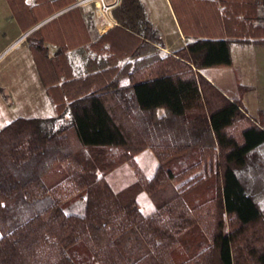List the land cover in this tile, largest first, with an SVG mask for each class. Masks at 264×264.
<instances>
[{
    "label": "trees",
    "instance_id": "trees-1",
    "mask_svg": "<svg viewBox=\"0 0 264 264\" xmlns=\"http://www.w3.org/2000/svg\"><path fill=\"white\" fill-rule=\"evenodd\" d=\"M7 1L24 31L48 18L26 39L55 115L0 128V264H264L249 186L264 178V109L248 115L201 72L230 65L234 42L264 44V0H170L194 36L170 52L140 0L101 33L76 0ZM146 148L150 176L134 158ZM125 162L137 179L114 191L105 175Z\"/></svg>",
    "mask_w": 264,
    "mask_h": 264
},
{
    "label": "crops",
    "instance_id": "crops-1",
    "mask_svg": "<svg viewBox=\"0 0 264 264\" xmlns=\"http://www.w3.org/2000/svg\"><path fill=\"white\" fill-rule=\"evenodd\" d=\"M27 1L33 2V0H27ZM101 1L102 0H76L74 3L80 5L85 11L87 10L91 11L92 20L98 32L100 33L109 29L116 23L115 19L112 17L111 10L109 11V13H105V14L102 12ZM104 1L111 2L112 0H104ZM140 1L144 7L146 16L151 26L154 29H156L161 36L164 46L162 49L164 51L170 52L175 49H178L183 45H185V43L188 40L194 37L191 35L184 34L183 31L181 30L180 24L178 22L177 16L173 10L170 0H160V1L165 2L168 16L170 17L173 26L175 28V31L173 33H170V31L167 29L168 25L165 24L168 22L167 17L164 16V10H160L157 0H140ZM255 1L257 3H260V0H255ZM200 2H202V0ZM96 9H99L102 13V18L98 19V21L95 18ZM62 10H60L59 12H61ZM47 19H44L37 25L41 24ZM37 25L24 31L20 27L14 15L12 14V10L10 5L8 4V1L0 0V59L3 58L4 56H10V58H8L7 60L5 59L6 60L5 63L3 60L0 65V98H2L5 101V103H7L8 105L9 104L11 105L15 101V97H16L14 93L15 89L13 85V77L15 74L16 66L18 67L17 69H19L24 75L23 72L25 71V69H27L29 73V70L31 68V61H32L34 68L39 77L37 66L34 61L32 51L29 47V42L26 39L27 34ZM197 28L202 30V15L201 16L199 15ZM46 45L48 47L49 55L50 56L54 55L56 53L57 47L51 43H46ZM13 50H15V52ZM230 50L232 56V63L230 65L206 67L203 68L201 72L207 79H209L212 83H214L217 87H219L230 98L241 97L242 106L245 112L248 115L255 117L260 109H264V94H262L264 93V44H255V43L241 44L234 42L231 44ZM70 57L71 60L74 62V64L78 66V64L80 63L78 55L75 53H71ZM75 70H76L75 72L78 73V67ZM9 77H10V83H9ZM128 82L129 80L127 77H122L120 80V83L123 85L127 84ZM238 82L248 87L242 94H240L239 92ZM146 151H151V150L149 148H146L141 152L137 153L134 158L138 163V165L140 166V168L142 169L143 173L146 176H150L156 168L157 159L155 166L154 167L152 166L151 170H149L148 164L151 165V162L149 163L147 160L148 158L144 157ZM125 165H127L129 169L123 171L122 174L120 173L118 174V180L120 179L122 180L125 174L127 175V172L130 173L132 172V168H130L127 162L119 165L118 167L114 168L112 171H110L108 174L105 175L106 180L109 182L112 188L113 186L111 184V181L108 180V175L112 174L117 170L119 171L120 170L119 167ZM136 179H137L136 176L132 175V181L130 183L134 182ZM128 184L117 189L113 188V190L119 191ZM137 201L139 203L142 212L145 213L142 209L138 197H137ZM154 210H155V206L153 203L149 207V212L145 214H152Z\"/></svg>",
    "mask_w": 264,
    "mask_h": 264
},
{
    "label": "rangeland",
    "instance_id": "rangeland-1",
    "mask_svg": "<svg viewBox=\"0 0 264 264\" xmlns=\"http://www.w3.org/2000/svg\"><path fill=\"white\" fill-rule=\"evenodd\" d=\"M157 3H158V6L160 7V10H164V16L167 17L168 22L165 23L166 25H168L167 29L170 31V33H173L175 31V28L173 26V23L170 17L168 16L165 2L157 0ZM260 14L262 15L261 16L262 23H264V9L260 11ZM95 18L98 21V19L102 18V15L95 11ZM13 51L15 52V50ZM8 58H10V56H4L3 58H1L0 65L3 60L5 63ZM17 68L18 67L16 66L15 74L13 77V85L15 89L14 93L16 96L15 101L11 105L10 104L8 105L7 103H5V101L2 98H0V128L18 116L50 117L55 114L53 104L47 96L45 87L40 82L38 74L34 68L33 62L31 61V68L29 70V73L27 69H25V71L23 72L24 75ZM9 83H10V77H9ZM144 157L148 158L147 160L149 163L151 162V165L148 164V169L151 170V167L152 166L154 167L156 164L155 156L152 154L151 151H146ZM129 166L130 168H132L130 164ZM137 166L142 171L138 163H137ZM119 168H120L119 171L117 170L113 172L112 174L108 175V180L111 181V184L113 188L115 189L120 188L130 183L132 181V175L136 176L137 178L135 170L134 168H132V172L131 173L127 172V175L125 174V176L122 178L123 181L121 179L118 180V174L119 173L122 174L123 171H126L127 169H129L127 165L121 166ZM249 183H250L249 186H253L254 189H256L255 198L258 204L260 205L261 208H264V178H262L260 181L259 180L256 181L255 179L254 181L252 180L251 182L249 180ZM137 197L141 203L143 211L145 213L149 212V207L153 203L151 202L147 193L145 191H141ZM83 203H84V200L79 199L74 204L72 203L69 206H67L66 210L71 211V212L80 213L82 212L81 208H82ZM79 259L84 260V261L86 260L88 264H99L97 261L93 260L90 256L84 253L79 254Z\"/></svg>",
    "mask_w": 264,
    "mask_h": 264
},
{
    "label": "built area",
    "instance_id": "built-area-1",
    "mask_svg": "<svg viewBox=\"0 0 264 264\" xmlns=\"http://www.w3.org/2000/svg\"><path fill=\"white\" fill-rule=\"evenodd\" d=\"M121 0H112L111 2H105L104 0L101 1V10L102 12L109 13L112 7L118 5Z\"/></svg>",
    "mask_w": 264,
    "mask_h": 264
},
{
    "label": "bare ground",
    "instance_id": "bare-ground-1",
    "mask_svg": "<svg viewBox=\"0 0 264 264\" xmlns=\"http://www.w3.org/2000/svg\"><path fill=\"white\" fill-rule=\"evenodd\" d=\"M96 12L102 15L101 11L99 9H96Z\"/></svg>",
    "mask_w": 264,
    "mask_h": 264
}]
</instances>
